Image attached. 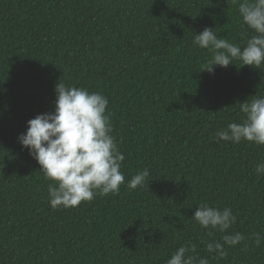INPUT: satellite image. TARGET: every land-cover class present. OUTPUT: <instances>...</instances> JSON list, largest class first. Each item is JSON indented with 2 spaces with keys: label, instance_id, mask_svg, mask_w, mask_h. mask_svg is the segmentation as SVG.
Listing matches in <instances>:
<instances>
[{
  "label": "trees",
  "instance_id": "trees-1",
  "mask_svg": "<svg viewBox=\"0 0 264 264\" xmlns=\"http://www.w3.org/2000/svg\"><path fill=\"white\" fill-rule=\"evenodd\" d=\"M205 27L241 47L254 34L234 0H0V264H167L191 244L209 264H264V146L213 139L264 96V66L203 71ZM58 81L108 98L125 156L118 194L68 209L50 206L53 182L18 141L54 112ZM145 168L149 186L129 189ZM203 201L246 237L225 258L205 247L223 233L192 218Z\"/></svg>",
  "mask_w": 264,
  "mask_h": 264
},
{
  "label": "clouds",
  "instance_id": "clouds-1",
  "mask_svg": "<svg viewBox=\"0 0 264 264\" xmlns=\"http://www.w3.org/2000/svg\"><path fill=\"white\" fill-rule=\"evenodd\" d=\"M243 25L254 34L241 47L218 38L216 31L205 27L192 41L194 47L207 49L211 58L203 71L214 74V66L227 68L239 61L252 68L264 66V0H234ZM236 65V64H235ZM55 110L38 114L27 122V130L18 136L22 147L38 162L47 180L49 204L53 209H68L82 202H91L97 194H118L125 184L121 172L125 160L112 135L113 127L108 111L109 100L99 92L87 88L68 87L62 82L55 86ZM243 122H230L214 133L215 142L242 141L264 146V96L240 103ZM256 175L264 176V163L256 166ZM147 168L127 182L129 189L149 186ZM204 230L223 233L221 240L206 243V251L220 258L228 255L227 249L246 239L239 232L229 233L237 222L228 207L223 210L201 202L192 216ZM257 247L264 237L252 234ZM167 264H209L207 257L196 254V245L180 246L167 260Z\"/></svg>",
  "mask_w": 264,
  "mask_h": 264
}]
</instances>
